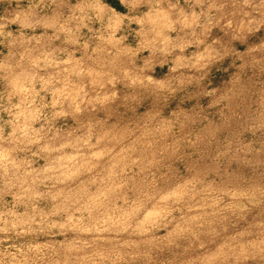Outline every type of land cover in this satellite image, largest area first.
Segmentation results:
<instances>
[{"label":"clouds","instance_id":"1","mask_svg":"<svg viewBox=\"0 0 264 264\" xmlns=\"http://www.w3.org/2000/svg\"><path fill=\"white\" fill-rule=\"evenodd\" d=\"M0 264H264V0H0Z\"/></svg>","mask_w":264,"mask_h":264}]
</instances>
